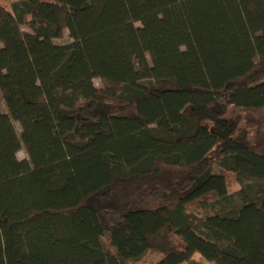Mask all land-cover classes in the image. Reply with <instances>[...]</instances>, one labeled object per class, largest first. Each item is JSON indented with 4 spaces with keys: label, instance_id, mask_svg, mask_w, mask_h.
Instances as JSON below:
<instances>
[{
    "label": "trees",
    "instance_id": "1",
    "mask_svg": "<svg viewBox=\"0 0 264 264\" xmlns=\"http://www.w3.org/2000/svg\"><path fill=\"white\" fill-rule=\"evenodd\" d=\"M0 101V264H264V0H0Z\"/></svg>",
    "mask_w": 264,
    "mask_h": 264
},
{
    "label": "rangeland",
    "instance_id": "2",
    "mask_svg": "<svg viewBox=\"0 0 264 264\" xmlns=\"http://www.w3.org/2000/svg\"><path fill=\"white\" fill-rule=\"evenodd\" d=\"M13 0H8V2H11ZM44 2H55L56 0H42ZM136 26L138 28L141 27V25L138 23L136 24ZM24 32H28V29L27 28H24L23 29ZM70 42V39L69 37L66 35L64 38L60 39L57 41V43L59 44H66V43H69ZM95 85L97 87H101L102 86V82L98 79L95 80ZM0 110L1 112H5V106L3 104L2 101H0ZM230 117L232 119L236 118L238 115H240V111L238 109H231L230 111ZM14 126L17 130V133L19 135V137L21 136L22 134V127L19 123H14ZM216 153H217V150L213 153L212 155V159L215 160V156H216ZM17 158L19 161H23V160H28V154H27V150H26V147L21 144V149L20 151L18 152L17 154ZM224 173V172H223ZM225 177H226V180H227V183H228V188H229V192H235V191H238L239 190V185L234 177L233 174H230V173H224ZM216 195L214 193L212 194H209L203 198L200 199V201H213L216 199ZM190 211L193 212L194 214H199L198 210H197V206L196 205H193V206H190L189 207ZM162 258V255L156 253V252H153V251H149L147 252L139 261H137L135 264H157ZM194 259H196L197 261H200L204 264H210V263H207L199 254H197Z\"/></svg>",
    "mask_w": 264,
    "mask_h": 264
}]
</instances>
